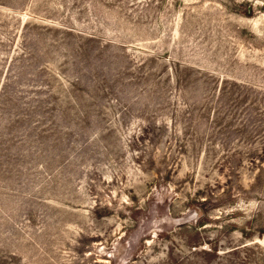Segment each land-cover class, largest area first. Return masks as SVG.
<instances>
[{"label": "rangeland", "instance_id": "374dc122", "mask_svg": "<svg viewBox=\"0 0 264 264\" xmlns=\"http://www.w3.org/2000/svg\"><path fill=\"white\" fill-rule=\"evenodd\" d=\"M0 264H264V0H0Z\"/></svg>", "mask_w": 264, "mask_h": 264}, {"label": "trees", "instance_id": "16d2710c", "mask_svg": "<svg viewBox=\"0 0 264 264\" xmlns=\"http://www.w3.org/2000/svg\"><path fill=\"white\" fill-rule=\"evenodd\" d=\"M247 14H249V12H247Z\"/></svg>", "mask_w": 264, "mask_h": 264}]
</instances>
